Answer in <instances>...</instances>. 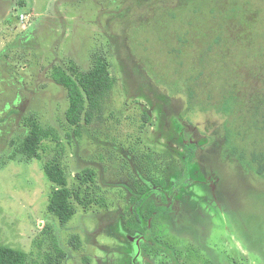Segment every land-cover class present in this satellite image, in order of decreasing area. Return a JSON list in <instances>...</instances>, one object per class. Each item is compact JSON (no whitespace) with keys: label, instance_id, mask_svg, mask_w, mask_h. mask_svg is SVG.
<instances>
[{"label":"rangeland","instance_id":"1","mask_svg":"<svg viewBox=\"0 0 264 264\" xmlns=\"http://www.w3.org/2000/svg\"><path fill=\"white\" fill-rule=\"evenodd\" d=\"M99 56L114 84L70 125L52 73ZM32 123L50 133L40 160L21 147ZM252 153L264 156V0H0V245L37 264H264ZM51 159L74 189L94 174L93 202L66 223L47 210Z\"/></svg>","mask_w":264,"mask_h":264},{"label":"trees","instance_id":"2","mask_svg":"<svg viewBox=\"0 0 264 264\" xmlns=\"http://www.w3.org/2000/svg\"><path fill=\"white\" fill-rule=\"evenodd\" d=\"M54 81L65 88L68 99V107L65 111V120L73 126L80 125L82 120L88 121L90 112L97 109L108 91L114 84L106 60L96 57L92 67L87 71H81L76 66H71L70 72L56 68L52 73ZM197 76V75H196ZM189 97L194 95V90L188 88ZM50 133L36 123H32L28 134L22 142V151L29 154L34 159H41L40 151L43 150V140L47 139ZM194 150L192 148L184 155L182 176L175 183L173 189H177L186 175L190 162L193 159ZM251 159L256 164L255 172L264 175V156L253 154ZM45 175L52 185L48 196L47 210L55 215L61 223H66L75 213V204L89 205L93 202L90 192H95L94 174L86 169L82 173H77V187L74 189L68 184L67 177L55 159L46 161L43 164ZM166 210L152 209L149 211L148 219L154 220L156 214H164ZM153 222H151L152 224ZM149 224V223H148ZM136 228L140 229L137 225ZM144 237L147 238L150 226L145 227ZM0 264H37L27 258V254L16 248L0 245Z\"/></svg>","mask_w":264,"mask_h":264},{"label":"flooded vegetation","instance_id":"3","mask_svg":"<svg viewBox=\"0 0 264 264\" xmlns=\"http://www.w3.org/2000/svg\"><path fill=\"white\" fill-rule=\"evenodd\" d=\"M144 240H146V238H145L144 236H141V237L139 238V240H138V241H135V243H134V248H136V247L138 248V252H135L137 258H139V255H138L139 250H140L139 245H140V243H142V241H144Z\"/></svg>","mask_w":264,"mask_h":264},{"label":"water","instance_id":"4","mask_svg":"<svg viewBox=\"0 0 264 264\" xmlns=\"http://www.w3.org/2000/svg\"><path fill=\"white\" fill-rule=\"evenodd\" d=\"M135 252H138V248L137 247L135 248Z\"/></svg>","mask_w":264,"mask_h":264}]
</instances>
